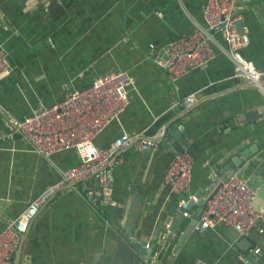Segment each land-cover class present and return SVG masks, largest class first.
Instances as JSON below:
<instances>
[{"label":"crops","instance_id":"obj_1","mask_svg":"<svg viewBox=\"0 0 264 264\" xmlns=\"http://www.w3.org/2000/svg\"><path fill=\"white\" fill-rule=\"evenodd\" d=\"M208 1L0 0V47L13 68L0 83V233L61 178V171L79 163L75 151L47 160L20 135L7 138V113L22 121L41 106L59 103L67 89L83 90L98 76L121 70L134 79L130 103L121 123L111 125L96 145L107 147L124 130L146 131L150 137L169 122L174 143L186 141L195 147L192 154L185 150L194 159L191 187L170 199L164 175L176 153L164 142L149 151L130 147L120 154L123 163L113 164L114 204L101 200L104 210L98 209L92 193L98 189L94 178L60 191L31 224L16 264H117L110 220L122 219L121 210L129 207L135 192L144 199L138 238L164 255L152 264H264V234L240 237L223 225L203 233L193 230L174 253L201 212L188 195L210 197L231 175L234 159L253 145L258 152L234 175L255 188V181L264 179V118L246 123L250 110L264 115V93L255 86L239 87L246 82L234 81V64L215 46L217 58L175 85L147 59L151 44L163 46L191 34L195 23L207 26L203 10ZM237 3L243 35L249 40L242 55L264 70V0ZM214 37L225 47L220 33ZM191 94L204 101L188 113V107L171 109L176 98ZM261 203L264 206L263 199ZM180 211L191 218L168 239L166 226ZM245 238L251 245H243Z\"/></svg>","mask_w":264,"mask_h":264},{"label":"built area","instance_id":"obj_2","mask_svg":"<svg viewBox=\"0 0 264 264\" xmlns=\"http://www.w3.org/2000/svg\"><path fill=\"white\" fill-rule=\"evenodd\" d=\"M238 9L237 0H209L203 10L207 26L195 23L191 34L181 35L163 46L151 44L147 59L162 69L175 85L182 77L204 68L217 58L215 46L234 64V81L252 82L264 93L260 85L264 81V70L257 68L242 55L249 40L237 28L241 20ZM215 32L220 33L225 47L217 42ZM12 71L8 55L0 47V83ZM133 86L134 79L127 72L111 71L98 76L83 90L67 89L59 103L50 107L41 106L22 121L7 113L4 122L9 131L7 138L13 139L14 135H20L35 153L47 160L66 151H75L79 163L67 171H61V178L56 183L44 189L16 219L5 226L0 233V264H13L22 236L28 232L41 208L60 191L74 189L79 182L91 177L98 185L93 195L101 197L105 205L114 204L113 159L116 157V164L121 165L123 158L120 154L128 148L135 147L144 152L157 146L144 139L146 131L124 130L107 147H98L95 143L111 125L121 123L123 113L130 103L129 90ZM196 100L195 94L176 98L171 109L190 107ZM193 167L194 159L187 151L176 154L170 161L164 175V182L170 187L168 199L189 191ZM257 193L258 188L232 175L208 198L188 195V199L201 207L195 233L223 225L232 228L240 237H249L253 232L263 235L264 214L252 206ZM185 218L190 219L191 215L186 214ZM166 227L169 229L170 225ZM146 249H151L149 244ZM258 252L259 249L254 250V253ZM157 258L158 254L152 252L150 259H144L143 262L152 264Z\"/></svg>","mask_w":264,"mask_h":264},{"label":"water","instance_id":"obj_3","mask_svg":"<svg viewBox=\"0 0 264 264\" xmlns=\"http://www.w3.org/2000/svg\"><path fill=\"white\" fill-rule=\"evenodd\" d=\"M237 28L241 34L244 33L242 23L239 22L237 24ZM260 85L261 87L264 88V81H261ZM254 86H256V84L252 82H246L240 85L239 87L244 88V87H254ZM203 101H199V100L196 101L193 105H191L186 109L185 113L190 112L192 109H194L197 105H199ZM246 118H247L246 123H251L258 119L264 118V115L258 113L255 110H250L246 113ZM172 131L173 128L169 129V122H167L163 124L161 127H159L155 135L150 137L146 136L144 137V139L155 145H162L164 142L167 146L173 147L172 149L176 154H182L183 152H185V150H188L192 154L195 150V147L194 146L190 147V145L186 141L174 143V141L172 140L173 137L169 135ZM257 152H258L257 145H253L247 150H244L241 153L240 157L234 159L235 164L232 167L230 176L234 175L236 169L241 167L244 161L251 159ZM173 158L174 156L170 159V161ZM115 160L116 157L113 159L112 164H114ZM226 181L227 180H225V182ZM255 185L258 186V193L257 196L252 201V206L259 213H263L264 206L262 205L261 200L262 199L264 200V179H262V177L257 179L255 181ZM92 199L93 198L91 197V201ZM96 204L98 209L104 210L105 207L101 205V197H97ZM143 210H144V199L138 194V192H135V194H133L132 197L129 199V207L121 210L122 219L121 220L118 219V221L116 222L114 219L110 220L109 232L115 244L117 264H139L140 262L141 264H144V262L141 261L137 255H140L144 259H150L152 255V249L149 250L146 249L148 242L142 241L138 238V231H139L140 220L142 217ZM184 217L185 216L182 211L177 213L174 222L170 225L168 239H170V237L173 236V234L177 231L181 222L184 220ZM198 221H199V216H196L192 221L190 227L183 233L182 238L178 242L177 247L174 251L175 254L179 251L180 247L184 245L185 241L188 239L189 235L193 232L194 228L196 227ZM27 234L28 232L22 236V240L18 248L17 256L16 258L13 257V262L15 259L14 264H16L18 255L22 251V247L26 240ZM242 243L244 246L251 245V242L249 241L248 238H245V240H243ZM94 264H104V263L101 260H97L95 261ZM111 264H113V262Z\"/></svg>","mask_w":264,"mask_h":264},{"label":"trees","instance_id":"obj_4","mask_svg":"<svg viewBox=\"0 0 264 264\" xmlns=\"http://www.w3.org/2000/svg\"><path fill=\"white\" fill-rule=\"evenodd\" d=\"M163 257H164V255H163L162 253L159 254V256H158V261H160Z\"/></svg>","mask_w":264,"mask_h":264}]
</instances>
